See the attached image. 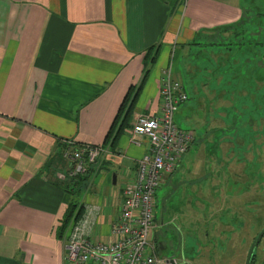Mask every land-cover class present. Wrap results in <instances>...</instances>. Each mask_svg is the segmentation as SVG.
<instances>
[{"label":"crops","instance_id":"obj_1","mask_svg":"<svg viewBox=\"0 0 264 264\" xmlns=\"http://www.w3.org/2000/svg\"><path fill=\"white\" fill-rule=\"evenodd\" d=\"M243 14L241 0H0V264H67L64 242L73 220L64 228L60 223L73 199L81 208L98 205L92 235L113 238L109 223L122 187L147 150L131 124L140 113L158 112L167 66L181 81L170 46L187 71L182 88L195 97L181 116L203 126L205 151L190 155L188 146L159 185L182 187L190 210L197 198L211 199L214 171L205 161L220 159L210 147V128L222 125L204 117L207 105L197 98L193 73L199 68L189 55L212 45V35L225 39ZM147 48L154 59L145 67ZM64 140L104 148L77 183L68 180ZM222 202L208 206L225 211L218 229L227 227L229 213L241 223V204Z\"/></svg>","mask_w":264,"mask_h":264},{"label":"rangeland","instance_id":"obj_2","mask_svg":"<svg viewBox=\"0 0 264 264\" xmlns=\"http://www.w3.org/2000/svg\"><path fill=\"white\" fill-rule=\"evenodd\" d=\"M241 2L244 14L238 28L218 43L201 46L189 55L199 68L193 73H198L194 80L197 98L200 95L208 107L203 110L204 117L222 125L210 128L212 143H204L206 149L210 144L214 156L220 153V159L214 164L211 159L205 161V168L214 171V191L209 201L197 198L191 210L181 198L182 187L164 184L155 188L154 223L162 220V224H154L149 240L156 254L173 259L172 264H243L247 248L264 222V0ZM211 39L217 41L213 35ZM172 47L168 51L170 63L172 59L181 81L186 82L187 71L182 70L177 48ZM186 93L187 98L178 105L173 118L179 127L194 132L187 150L191 155L200 148L205 151V141L201 138L203 126H193L192 121L182 119L181 107L195 98ZM214 93L218 97L212 104L210 94ZM220 136L224 139L216 146ZM224 198L229 206L241 204L242 222L229 213L227 227L218 229L225 211L213 212L208 206L215 199L217 204L220 200L223 203ZM176 205L181 207L177 209ZM252 264H264V232L254 247Z\"/></svg>","mask_w":264,"mask_h":264},{"label":"built area","instance_id":"obj_3","mask_svg":"<svg viewBox=\"0 0 264 264\" xmlns=\"http://www.w3.org/2000/svg\"><path fill=\"white\" fill-rule=\"evenodd\" d=\"M158 95V112L138 114L130 127L132 133L144 138L147 150L136 160L130 184L122 187L117 213L109 223L113 238L105 241L92 235L100 209L96 204L83 205L65 236L67 264H167L168 258L157 255L149 240L155 219L153 195L164 175L175 168L193 134L174 121V109L187 94L170 66L159 78ZM64 143L69 176L86 172L104 151L100 144L81 143L73 148L70 140Z\"/></svg>","mask_w":264,"mask_h":264},{"label":"trees","instance_id":"obj_4","mask_svg":"<svg viewBox=\"0 0 264 264\" xmlns=\"http://www.w3.org/2000/svg\"><path fill=\"white\" fill-rule=\"evenodd\" d=\"M242 19V18H241ZM240 23H241V21L239 22V25H240ZM235 33H237L236 31H235ZM222 40V39H221ZM212 43L213 44H216V43H218V41H216V42H213L212 41ZM212 43H210V44H212ZM150 48V47H149ZM143 58L144 59H147V61L145 60V63H143L144 65H145V67H147L146 65V63H149L151 60H153L154 59V51H152V54L151 55H149V51H148V48H147V50H145V53H144V55H143ZM260 63V62H259ZM261 64V63H260ZM262 65V64H261ZM146 70H147V68L145 69V70H143V72L145 73L146 72ZM143 73V74H144ZM142 78H143V75L141 76V80H142ZM140 80V81H141ZM139 81V82H140ZM252 98V101H253V99H254V96H252L251 97ZM81 143H73V144H71L72 145V147L73 148H75V147H77V146H79ZM77 175H79V174H77ZM77 175H74V176H70V177H68V180H71L73 183H77L78 181H77V179H78V177H77ZM81 204H79V202L78 201H76V200H72V201H70L69 202V204H68V207H67V209H66V211H65V213L63 214V216H62V219H61V223H60V227H62V228H64V227H66L67 225H68V223L71 221V220H74L75 218H77L79 215H80V213H81ZM264 220V219H263ZM252 256H253V254H252ZM250 264H252V259H251V261H250Z\"/></svg>","mask_w":264,"mask_h":264},{"label":"water","instance_id":"obj_5","mask_svg":"<svg viewBox=\"0 0 264 264\" xmlns=\"http://www.w3.org/2000/svg\"><path fill=\"white\" fill-rule=\"evenodd\" d=\"M263 232H264V222H263L262 227L259 229V231H257V233L252 238V240H251V242L247 248L243 264H250L254 247H255L256 243L258 242V240H259V238ZM173 262H174L173 259H168L167 264H172Z\"/></svg>","mask_w":264,"mask_h":264}]
</instances>
